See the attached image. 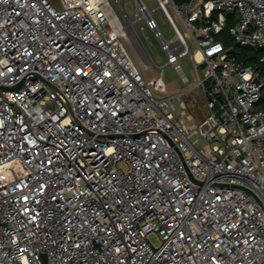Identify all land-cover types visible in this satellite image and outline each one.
I'll use <instances>...</instances> for the list:
<instances>
[{"label": "built area", "instance_id": "2783aa9c", "mask_svg": "<svg viewBox=\"0 0 264 264\" xmlns=\"http://www.w3.org/2000/svg\"><path fill=\"white\" fill-rule=\"evenodd\" d=\"M131 8L0 0V264H264V0Z\"/></svg>", "mask_w": 264, "mask_h": 264}, {"label": "rangeland", "instance_id": "374dc122", "mask_svg": "<svg viewBox=\"0 0 264 264\" xmlns=\"http://www.w3.org/2000/svg\"><path fill=\"white\" fill-rule=\"evenodd\" d=\"M126 1V5H127V8H128V11L133 14L132 12V8H131V0H125ZM157 18L160 22V25L162 26V28L164 30H166V32H170L171 31V24L168 20V18L164 15V13L162 11H159L157 13ZM180 25V23H179ZM181 27V30L182 31H186L185 28L180 25ZM143 37L147 40V43L149 44L150 46V50L151 52L153 53L154 57L156 58V60L158 62H163L164 61V55L162 54L161 50H160V47L158 46V44L154 41L153 45H150V37L147 38L146 34H143ZM152 39V38H151ZM193 44V43H192ZM131 45H134L135 47V51H134V54L135 56L137 57L138 61L140 63H145L147 62L146 60V51L145 49L142 47H138V45L136 44V42L134 41V38L131 39ZM194 46V44H193ZM185 64V71L191 76L193 77V74H194V69H193V66L190 62H188L187 60L184 62ZM160 74V69L158 68H153L151 70H149L147 73H146V76L148 78L152 77V76H158ZM164 78L167 82V84L169 85V90L170 91H174L178 88V85L180 84L179 81H178V77L175 75L173 69L171 67H167L166 70H165V74H164ZM172 110L178 114L180 112V114H182V120H184L186 122V124L189 126V127H193L196 120L194 118V116L191 114L190 111H186L184 114L181 113V111H183L182 108H172ZM194 136H196V139L197 141H200V137L197 136V134H194ZM149 239L151 240L152 244L154 246H157L159 243H160V236L158 233H152L149 235Z\"/></svg>", "mask_w": 264, "mask_h": 264}, {"label": "trees", "instance_id": "16d2710c", "mask_svg": "<svg viewBox=\"0 0 264 264\" xmlns=\"http://www.w3.org/2000/svg\"><path fill=\"white\" fill-rule=\"evenodd\" d=\"M178 1H180V0H178ZM240 51L242 52V54L243 53L246 54V56H248L250 54L251 55L253 54L252 49L247 48V47H240ZM242 58H243V56L240 55V59H242ZM259 106L264 109V92H263V97H262V99L260 101Z\"/></svg>", "mask_w": 264, "mask_h": 264}]
</instances>
